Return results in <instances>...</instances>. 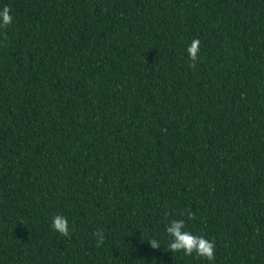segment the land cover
I'll list each match as a JSON object with an SVG mask.
<instances>
[{
	"label": "trees",
	"instance_id": "trees-1",
	"mask_svg": "<svg viewBox=\"0 0 264 264\" xmlns=\"http://www.w3.org/2000/svg\"><path fill=\"white\" fill-rule=\"evenodd\" d=\"M4 6L0 264H264V0Z\"/></svg>",
	"mask_w": 264,
	"mask_h": 264
},
{
	"label": "clouds",
	"instance_id": "clouds-1",
	"mask_svg": "<svg viewBox=\"0 0 264 264\" xmlns=\"http://www.w3.org/2000/svg\"><path fill=\"white\" fill-rule=\"evenodd\" d=\"M13 22L11 10L8 6H4L0 10V29H6ZM4 39H7V33H2ZM200 41L194 39L191 44L187 47V53L192 61L191 67H196V61L199 59V48ZM188 219L194 220L195 213L188 211ZM53 229L58 232L61 236L70 237V231L68 226V220L66 217L56 215L52 222ZM186 222L184 219L171 220L166 225V232L171 237L170 243L167 245V249L172 253L183 252L186 256L195 254L198 257L204 258L208 261L215 259V244L213 241L208 240L202 235L193 234L187 230ZM96 237V247H100L105 239V235L102 230L97 231L93 234ZM149 243L153 249H158L160 243L156 239L149 240Z\"/></svg>",
	"mask_w": 264,
	"mask_h": 264
}]
</instances>
